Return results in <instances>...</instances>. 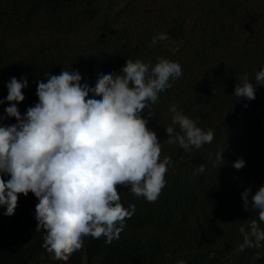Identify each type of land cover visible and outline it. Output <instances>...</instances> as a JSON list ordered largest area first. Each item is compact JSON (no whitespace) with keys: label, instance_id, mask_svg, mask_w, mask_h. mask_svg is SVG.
<instances>
[{"label":"trees","instance_id":"16d2710c","mask_svg":"<svg viewBox=\"0 0 264 264\" xmlns=\"http://www.w3.org/2000/svg\"><path fill=\"white\" fill-rule=\"evenodd\" d=\"M161 32L168 39L150 46ZM158 58L178 62L183 73L142 113L162 144L161 160H172L159 198L147 202L118 188L123 206L136 209L119 239L107 245L85 237L68 261H58L42 247L44 230L35 231L38 199L20 194L14 215L0 205V264H264V246L239 250V228L258 220L241 194L250 188L251 202L264 186V84L255 100L234 97L244 74L255 83L264 68V0H0V126L17 123L4 111L12 77L28 80L17 104L23 115L48 73L78 70L81 83L94 87L127 59L154 65ZM172 104L212 130L213 141L187 152L168 144ZM240 158L245 166L237 170Z\"/></svg>","mask_w":264,"mask_h":264},{"label":"clouds","instance_id":"9594fccd","mask_svg":"<svg viewBox=\"0 0 264 264\" xmlns=\"http://www.w3.org/2000/svg\"><path fill=\"white\" fill-rule=\"evenodd\" d=\"M166 39V33H158L150 46ZM182 74L178 62L165 58H158L154 65L127 59L120 73L100 75L94 87L81 83L78 70L48 73L46 82L37 84L38 102L23 115L17 104L25 100L22 90L28 80L12 77L6 85L10 106L4 111L17 123L0 126V205H6L4 215H14L19 195L26 197L31 192L38 199L35 231L44 230L42 247L58 261H68L84 246L85 237H104L107 245L118 240L126 218L136 210L134 204L123 206L118 188L130 187L134 196L155 202L166 186L172 160L167 156L161 160L162 144L142 113ZM254 81L244 74L234 97L255 100L256 86L264 84V68ZM4 102L0 100V104ZM169 111L168 144L187 152L213 141V131L197 126L176 104ZM147 115L153 117L151 112ZM217 160L223 161L222 153ZM244 166L242 158L233 163L237 170ZM204 170L203 164L197 168L201 173ZM2 174L10 178L5 181ZM250 191L241 194L243 206L245 211L249 207L258 210V220L239 228L243 237L240 251L264 246L260 227L264 223V186L252 195L251 202ZM259 258L257 253L254 259Z\"/></svg>","mask_w":264,"mask_h":264}]
</instances>
